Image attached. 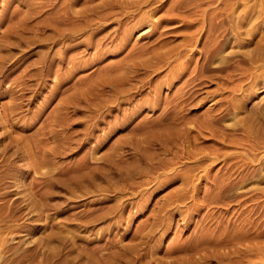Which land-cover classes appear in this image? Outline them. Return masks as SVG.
Returning <instances> with one entry per match:
<instances>
[{
  "label": "rangeland",
  "instance_id": "374dc122",
  "mask_svg": "<svg viewBox=\"0 0 264 264\" xmlns=\"http://www.w3.org/2000/svg\"><path fill=\"white\" fill-rule=\"evenodd\" d=\"M0 264H264V0H0Z\"/></svg>",
  "mask_w": 264,
  "mask_h": 264
}]
</instances>
